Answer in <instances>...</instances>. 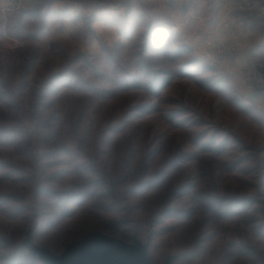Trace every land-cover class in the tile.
I'll use <instances>...</instances> for the list:
<instances>
[{
    "label": "rangeland",
    "instance_id": "1",
    "mask_svg": "<svg viewBox=\"0 0 264 264\" xmlns=\"http://www.w3.org/2000/svg\"><path fill=\"white\" fill-rule=\"evenodd\" d=\"M128 1L117 2L123 5ZM101 2L102 7L107 5ZM89 6V13L101 8ZM19 16V11L0 12V197L9 199V194L14 199L0 204V264H9L17 244L24 245L26 253L38 256L40 263L36 264H60L70 246L93 235H105L132 249L147 264H264V169L243 186L225 182L228 203L234 199L247 201L244 213L225 220L208 215L210 210L200 203L196 189H178L198 178L199 166L195 162L183 164L161 187L147 193L131 192L139 176L146 174L145 178L150 179L157 170L156 162L151 163L156 159L155 150L171 152L185 140V132L167 121L173 110L187 108L190 112L183 117L196 113L209 127L227 129L232 125L206 91L189 78H178L153 100L158 112L133 114L129 119L125 108L110 104L89 107L60 92L52 100L53 107L42 113V119L53 117L48 121L51 127L37 130L38 120L29 113L36 101L34 89L44 83L45 75L41 58L31 63L36 48L47 54L52 42L65 44L99 54L104 62L109 59L125 68L132 67V57L127 42L121 40L120 26L116 42L101 41V51L91 53L69 39L55 38L50 29L43 37L33 38L40 20L27 16L20 27ZM77 19V27L76 22L72 23L77 39L91 41L94 35L89 20ZM56 24L57 32L63 34L65 23ZM9 38L24 40L26 45L7 50L2 42ZM236 53L237 48L222 60L216 56L224 62ZM253 54L247 57V66ZM208 65L216 67L209 61ZM248 69L253 88L263 89L264 85H259L249 66ZM216 70L237 92L226 73L217 67ZM50 130L57 132L56 140L36 144V134ZM8 131L15 134L11 136ZM58 149L63 153L41 157L43 152ZM91 179L100 181L93 199L74 203L76 193L85 191ZM43 188L52 194L39 201L36 193ZM24 204L28 209L19 215L9 211ZM169 208L181 209L185 216H160ZM100 256L105 264H111L109 258L117 256L120 262L139 264L116 253Z\"/></svg>",
    "mask_w": 264,
    "mask_h": 264
},
{
    "label": "trees",
    "instance_id": "2",
    "mask_svg": "<svg viewBox=\"0 0 264 264\" xmlns=\"http://www.w3.org/2000/svg\"><path fill=\"white\" fill-rule=\"evenodd\" d=\"M49 4L50 0H42L34 9L19 10L17 23L20 27L27 16L40 20V27L31 35L35 39L44 36L53 19L63 23L67 17L66 13L56 15L50 12ZM119 26L121 40L127 42L132 57L130 68L116 65L109 59L104 62L99 54H88L56 42L51 43V52L47 54H41L36 48L31 63L41 58L45 75L44 83L34 89L36 101L29 113L32 119L38 120L36 129L49 130L51 127L48 121L53 117L49 115L45 117L47 119H42V113L53 107V98L60 92L72 95L89 107L96 104L97 108H104L110 104L119 109L125 108V117L129 119L133 114L158 112L159 107L153 104V100L159 98L176 79L189 78L206 91L218 111L225 114L232 125L227 129L209 127L196 113L183 117L190 112L187 108L173 110L167 121L185 132V140L175 149L171 148V152L163 154L160 149L155 150L158 160L151 163L156 162L157 170L150 179L145 178L146 174L139 176L131 192L147 193L161 187L168 176L183 164L195 162L199 166V176L194 179L197 184L193 182L178 189L185 192L190 188L196 189L200 203L209 208L210 216L225 220L244 213L247 201L234 199L228 203L225 182L243 186L264 169V110L243 101L216 67L195 56L177 34L162 25L146 23L143 17L127 13ZM260 91L264 92V88ZM7 133L11 136L15 134L14 131ZM57 136L53 130L39 131L36 144H48ZM62 153V149L47 151L41 157H56ZM99 182L88 180L85 191L77 192L73 202L79 204L92 200L99 189ZM51 194L50 190L43 188L36 193V199L44 201ZM8 198L0 197V204L14 200L9 194ZM27 209L24 204L16 211H9L19 215ZM184 213L181 209L169 208L160 216L184 217ZM24 249V245L17 244L9 264L40 263L36 254L26 253Z\"/></svg>",
    "mask_w": 264,
    "mask_h": 264
},
{
    "label": "crops",
    "instance_id": "3",
    "mask_svg": "<svg viewBox=\"0 0 264 264\" xmlns=\"http://www.w3.org/2000/svg\"><path fill=\"white\" fill-rule=\"evenodd\" d=\"M42 0H0V12L34 9ZM96 1L107 5L89 13L88 6ZM234 0H129L118 4L117 0H50V12L66 13L64 33L57 32L56 19L50 22L55 38L69 39L73 45L91 53L101 51L102 42H116L118 28L127 13L143 17L146 23L162 25L177 34L183 44L200 59L211 62L225 72L239 95L264 110V92L255 89L250 80L247 57L254 54L264 56V15L253 18L235 11ZM264 5V0H255ZM4 14V13H3ZM89 20V29L94 35L78 40L72 31V23L79 25L77 18ZM89 18V19H88ZM60 19V18H59ZM118 21V23H115ZM62 22V21H60ZM91 39V37H90ZM102 41V42H101ZM234 44L237 53L228 61L219 62L216 48L223 44ZM264 77V69H261Z\"/></svg>",
    "mask_w": 264,
    "mask_h": 264
},
{
    "label": "water",
    "instance_id": "4",
    "mask_svg": "<svg viewBox=\"0 0 264 264\" xmlns=\"http://www.w3.org/2000/svg\"><path fill=\"white\" fill-rule=\"evenodd\" d=\"M34 249V246L31 247ZM116 253L131 258L139 264H147L143 257L138 256L132 249L119 244L105 235H93L75 243L63 254L60 264H105L100 258L102 254ZM118 262H116L115 260ZM111 264H129V261H119V257L109 258Z\"/></svg>",
    "mask_w": 264,
    "mask_h": 264
},
{
    "label": "built area",
    "instance_id": "5",
    "mask_svg": "<svg viewBox=\"0 0 264 264\" xmlns=\"http://www.w3.org/2000/svg\"><path fill=\"white\" fill-rule=\"evenodd\" d=\"M122 2L124 0H117ZM101 1H96L93 4V8L102 7ZM234 9L237 11L246 12L253 17H262L264 15V5L256 2L255 0H235ZM26 42L18 38H9L2 42V46L14 51L19 48L25 47ZM236 52V47L233 44L224 43L216 48V55L219 59H224L232 56ZM248 66L251 70V74L254 80L261 86L264 85V77L261 74V69L264 68V56L261 54H253L249 57Z\"/></svg>",
    "mask_w": 264,
    "mask_h": 264
}]
</instances>
